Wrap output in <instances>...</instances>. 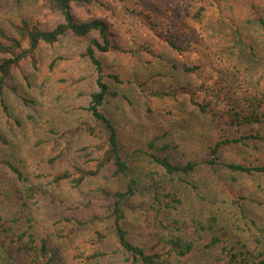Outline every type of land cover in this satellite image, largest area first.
<instances>
[{
    "label": "rangeland",
    "instance_id": "rangeland-1",
    "mask_svg": "<svg viewBox=\"0 0 264 264\" xmlns=\"http://www.w3.org/2000/svg\"><path fill=\"white\" fill-rule=\"evenodd\" d=\"M44 1L21 0L16 3L0 0V27L8 30L10 22L17 23L21 19L38 26H52L59 16ZM103 1L111 2L116 9L110 11L94 5L74 10L82 18L92 14L106 20L125 50L103 56L102 60L105 62L103 75L115 74L120 80L117 84L105 79L119 93V98L106 109L120 130L122 154L129 157L134 170L132 174H145L152 168L145 156L136 153L145 151L151 140L157 145H170L168 155L174 163L205 161L208 147L217 140V129L211 119L193 111V107L182 98L174 102L150 98V111H146L136 85L144 83L143 86L151 92L180 85L197 89L204 82L217 80L228 84L237 80L243 89L250 91L257 87L264 94V29L253 10L243 0H161L165 15L172 19L170 32L182 38L185 48L176 53L160 40H155L139 20L132 17L131 12L142 7L140 0ZM249 3L255 7L257 18L264 22V0H249ZM199 8H202V18L196 23L190 17ZM85 43V40L67 34L52 46H38L34 59H25L12 71L5 102L18 124L13 123L14 120L6 122L0 111V127L6 131L7 142L0 146V159H17L18 163L14 161V164L30 179H34L36 174H56L72 158L77 161L78 154H84L79 152L82 148L95 145L93 140L77 131L82 122L93 123L83 110L88 106L95 74L90 62L81 56ZM144 46L148 52L140 50ZM184 67L195 70L187 75L182 72ZM79 78L83 80L76 83ZM20 98L31 103L26 105ZM168 112L173 115H168ZM253 130L264 134V125ZM49 131L67 132L68 135L56 137ZM60 152H63L61 158ZM51 159H54L52 163L49 162ZM220 161L227 164H264V143L257 141L247 146L225 148ZM91 166L88 164L86 167ZM101 174L110 175L111 171ZM211 174L231 177L221 167L199 168L186 179L198 190L182 186L184 204L179 217L182 220H206L216 215L217 224L213 231L218 233L220 227H230L232 220H227V216L232 206L227 197L225 199L229 203L224 205V197L220 194L219 202L211 203L215 199L209 197L213 190L209 182ZM127 182L126 177L101 176L90 179L79 189L68 190L62 186L54 191L51 188L47 196H39L36 202L23 208L15 195L21 188L20 184L0 167V190L4 195L0 210L6 219H16L17 225L20 218L23 224L30 219L37 241L44 239L45 244L57 252L62 264H90L86 260L92 252L89 243L94 240L96 231L103 228L96 218L102 217L103 208L108 203L98 191H123ZM238 185L244 197L264 204V178L240 176ZM198 193L210 198V203L198 199ZM141 201L142 198L137 197L131 204ZM251 204L244 207L247 219L239 222L242 231L236 232L231 227L230 230L237 236L233 235L234 241L239 239L256 255L264 252V206ZM141 215L139 211H126L123 225L133 243L148 247L151 238ZM105 228H109L108 225ZM258 229L263 233H258ZM105 233L107 239L103 251L106 255L98 264H123L111 227ZM205 236V242L211 238L210 234ZM217 255L215 250L200 253L191 257L187 264H224L219 262ZM262 259L264 256L258 257L257 262Z\"/></svg>",
    "mask_w": 264,
    "mask_h": 264
},
{
    "label": "trees",
    "instance_id": "trees-1",
    "mask_svg": "<svg viewBox=\"0 0 264 264\" xmlns=\"http://www.w3.org/2000/svg\"><path fill=\"white\" fill-rule=\"evenodd\" d=\"M19 3L21 0H13ZM46 6L57 13L59 20L50 27L38 26L28 20L21 19L17 23L10 22L8 30L0 27V111L6 122H12V114L5 102V91L12 71L17 69L21 62L31 58L40 45L52 46L59 42L67 34L78 40H85L83 54L81 55L90 62L94 70L92 84L93 91L89 95L88 106L83 108L91 122H82L77 131L85 134L93 140L94 146L84 147L78 154L77 161H68L63 169L56 174H36L30 179L14 164L17 159H0V167L10 173L21 186L15 193L21 207L26 208L30 203L36 202L37 197L47 196L50 189L59 190L62 186L68 190L79 189L87 181L97 177L117 178L126 177L128 182L123 191L109 192L99 189L104 201L108 202L103 208L102 217L96 220L103 228L96 231L94 240L89 245L92 252L86 257L90 264H98L106 254L103 245L107 239L105 230L111 227L118 252L122 253L123 264H187L188 260L200 253L215 250L219 262L224 264H264V259L257 262L258 257L264 256V252L256 255L245 243L234 241L236 232L240 230L242 220L246 218L244 207L251 203L263 205L246 198L239 189L238 178L240 176L258 175L264 178V164L243 165L236 163H222L221 152L235 145L247 146L249 143H264V134L254 131V127L261 128L264 125V94L257 87L246 90L239 81L235 80L228 84L215 82H204L197 89L189 86H171L165 91H147L144 83L136 86L139 89L146 111H150V98L160 100L179 101L186 100L193 107V111L200 115L208 116L217 129V140L208 147L207 159L202 162L174 163L171 161L168 144L157 145L151 140L146 150L136 152L142 154L151 163L152 168L147 169L145 174H132L134 172L129 157L122 154L120 130L115 124L113 116L107 111L114 101L119 98V93L112 89L111 84L105 79H110L119 84V77L115 74L104 76L105 62L103 56L116 52H125L117 40L116 34L106 20L89 14L90 17L82 18L75 13V8H86L97 5L106 10L116 9L109 1L103 0H45ZM249 5L254 16L264 29V22L257 18L255 7L251 6L249 0H243ZM141 9L132 11V17L152 34L154 39L166 44L173 52L181 53L185 50L182 46V38L170 32L172 19L165 15L161 0H140ZM202 8H199L191 19L196 23L202 18ZM88 12H91L88 11ZM140 50L148 52L147 47ZM104 62V63H103ZM174 68V66H173ZM195 68L184 67V74H192ZM83 80L79 78L76 83ZM224 80H228L225 78ZM217 81V82H216ZM17 95V90L13 88ZM28 105L31 101L20 98ZM168 115H173L168 112ZM13 123L18 124L17 121ZM6 131L0 127V146L6 145ZM56 137H65V133L49 131ZM255 133V134H254ZM248 142V144H247ZM89 150V152H87ZM63 152L59 153L61 158ZM54 159L49 160L52 163ZM48 162V163H49ZM92 164L91 167H86ZM201 167L216 169L223 168L231 177L222 174H211L209 182L213 190L209 196L213 202H219V194L224 197V205L230 202L231 212L227 220L230 227L226 225L213 231L217 224V216H211L206 220L192 218L182 220L179 213L184 204L183 189L185 185L189 190H198L186 179ZM110 170V175L101 173ZM215 171V170H214ZM0 190V202L4 197ZM204 196V195H203ZM197 194L198 199H204L210 203V198ZM137 197L142 198L138 204H131ZM229 202L226 201V198ZM249 207V206H248ZM126 211H139L142 215L141 221L147 229L151 238L148 247L140 243H133L128 237V231L123 225ZM225 220V219H224ZM229 220V221H230ZM6 219L0 210V264H62L57 252L45 244L42 239H36L35 230L31 220L24 222L21 218ZM108 225L109 228H105ZM258 233L263 230L258 229ZM211 238L206 240L205 235ZM201 241L203 244H201ZM258 241V239H257ZM191 260V259H190Z\"/></svg>",
    "mask_w": 264,
    "mask_h": 264
}]
</instances>
